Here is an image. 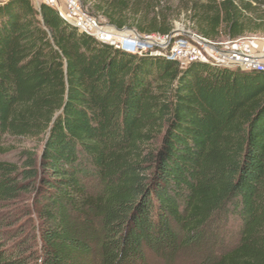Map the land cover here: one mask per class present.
Instances as JSON below:
<instances>
[{"label": "trees", "instance_id": "obj_1", "mask_svg": "<svg viewBox=\"0 0 264 264\" xmlns=\"http://www.w3.org/2000/svg\"><path fill=\"white\" fill-rule=\"evenodd\" d=\"M174 1V0H172ZM87 0L118 30L264 37V0ZM0 264H264V71L183 65L0 2Z\"/></svg>", "mask_w": 264, "mask_h": 264}, {"label": "built area", "instance_id": "obj_2", "mask_svg": "<svg viewBox=\"0 0 264 264\" xmlns=\"http://www.w3.org/2000/svg\"><path fill=\"white\" fill-rule=\"evenodd\" d=\"M34 1L38 7L44 4L55 9L65 22L80 33L127 53L140 55L150 53L183 65L204 62L244 71H264V54H256L241 40L212 42L193 32L188 35L173 32L167 38L142 36L138 33L120 31L109 23L103 24V18L90 14L79 0H63L68 7L67 11L63 10L58 0ZM154 38H158L161 43L154 44L152 42Z\"/></svg>", "mask_w": 264, "mask_h": 264}, {"label": "rangeland", "instance_id": "obj_3", "mask_svg": "<svg viewBox=\"0 0 264 264\" xmlns=\"http://www.w3.org/2000/svg\"><path fill=\"white\" fill-rule=\"evenodd\" d=\"M6 1L8 0H1L0 2L3 3ZM58 1L62 6L63 10L67 11L68 7L64 3V1L63 0H58ZM79 1H81V3L83 4V2L87 0H79ZM86 10L88 11V9ZM102 23L108 25V22L105 19L102 20ZM173 25H174L173 32H175V34L180 33V34L188 35V33L191 32L189 28V24L187 20H185L184 15H182L180 19L175 20ZM120 31L136 33L134 30H130L127 28H124ZM240 40L243 43L249 45L256 52V54H264V37L248 36ZM225 41L227 40H223L221 41V43ZM152 42H154V44L161 43V41L158 38L152 39ZM7 144L9 145L8 149L10 151L0 154V161L2 162L19 163L21 162V158H20L21 150H28V149L37 150L41 147L39 140L11 139V140H7ZM200 260H201V255L197 251L181 252L172 258L162 257L160 255H154L153 257H150L151 264H199Z\"/></svg>", "mask_w": 264, "mask_h": 264}]
</instances>
